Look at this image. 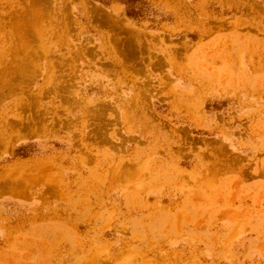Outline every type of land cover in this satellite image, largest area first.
Masks as SVG:
<instances>
[{"label": "rangeland", "instance_id": "obj_1", "mask_svg": "<svg viewBox=\"0 0 264 264\" xmlns=\"http://www.w3.org/2000/svg\"><path fill=\"white\" fill-rule=\"evenodd\" d=\"M0 264H264V0H0Z\"/></svg>", "mask_w": 264, "mask_h": 264}]
</instances>
